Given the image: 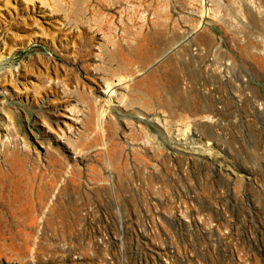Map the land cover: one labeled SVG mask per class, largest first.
<instances>
[{"label":"rangeland","instance_id":"1","mask_svg":"<svg viewBox=\"0 0 264 264\" xmlns=\"http://www.w3.org/2000/svg\"><path fill=\"white\" fill-rule=\"evenodd\" d=\"M42 2L0 0V264H264V26Z\"/></svg>","mask_w":264,"mask_h":264},{"label":"bare ground","instance_id":"2","mask_svg":"<svg viewBox=\"0 0 264 264\" xmlns=\"http://www.w3.org/2000/svg\"><path fill=\"white\" fill-rule=\"evenodd\" d=\"M27 2H29V3H34L36 0H26ZM42 4H45L44 2H42V0H39ZM213 1H215L216 2V5H217V9H216V13H220V9L222 8V6H220L221 5V0H213ZM247 1V0H246ZM59 2V1H58ZM230 2L232 3V6L235 8L236 7V9H237V11H238V13H239V15H241V17L242 18H244V20L245 21H247L248 19H253V17L255 16V19H257V21L259 22V23H261L262 24V26H264V20H263V17H264V10L259 6V4H258V0H250V2L251 3H248V4H250V7H249V5H248V7H249V9H247V8H244L242 5H240V0H230ZM60 3V2H59ZM241 3H242V0H241ZM263 10V11H262ZM227 11V10H226ZM228 14H229V12H227ZM219 16V15H218ZM250 16V17H249ZM216 17H217V15H216ZM259 18L261 19V20H259ZM219 21H222L223 22V24H225L226 25V27L227 28H231L230 26H229V23L227 22V20H225L224 18H221L220 16H219ZM234 26V25H233ZM202 37H204V36H202ZM184 38H182V40H183ZM186 39V38H185ZM184 39V40H185ZM6 78H7V76H6ZM127 81V83L125 84V86H126V88L128 89V90H133L132 89V87H131V85H130V83L132 82L130 79H124V82H126ZM1 89V88H0ZM2 90H5V91H8L9 92V89L8 90H6V89H2ZM141 96H145V97H147L146 96V94H144V93H142V92H140L139 93ZM147 99V98H146ZM121 100L122 101H127L128 99H127V97H125V96H122V98H121ZM83 104H88V102L85 100L84 102H83ZM134 104H139L138 102H136V103H134ZM133 104V105H134ZM7 110V108L6 107H2V112H4V111H6ZM204 119H207V120H211V118H212V116H205V117H203ZM3 130H5L4 128H2V129H0V137L2 136V134H3Z\"/></svg>","mask_w":264,"mask_h":264}]
</instances>
